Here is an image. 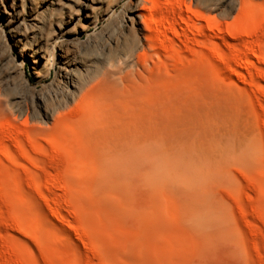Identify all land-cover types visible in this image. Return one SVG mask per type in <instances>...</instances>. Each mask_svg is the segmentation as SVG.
<instances>
[{
	"label": "rangeland",
	"instance_id": "rangeland-1",
	"mask_svg": "<svg viewBox=\"0 0 264 264\" xmlns=\"http://www.w3.org/2000/svg\"><path fill=\"white\" fill-rule=\"evenodd\" d=\"M186 2L206 35L191 25L184 48L171 34L185 65L123 145L66 128L27 142L31 161L0 133V264H264V28L246 48L239 0Z\"/></svg>",
	"mask_w": 264,
	"mask_h": 264
},
{
	"label": "bare ground",
	"instance_id": "bare-ground-1",
	"mask_svg": "<svg viewBox=\"0 0 264 264\" xmlns=\"http://www.w3.org/2000/svg\"><path fill=\"white\" fill-rule=\"evenodd\" d=\"M196 2L216 10L237 6V0ZM198 13L186 0H0V133L16 148L6 155L20 152L32 161L27 142L37 135L56 139L66 128L92 125L119 145L127 127L137 135L141 110L157 106V82L172 74L168 65H185L171 34L184 48L195 39L191 25L206 35ZM238 14L230 30L251 48L264 28V0H239ZM209 25L218 40L220 29ZM239 49L232 50L236 59ZM213 51L221 61L219 47ZM42 119L46 127L33 124Z\"/></svg>",
	"mask_w": 264,
	"mask_h": 264
}]
</instances>
